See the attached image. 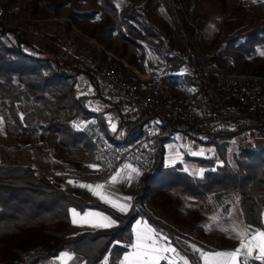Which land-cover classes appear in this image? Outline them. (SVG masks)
I'll return each instance as SVG.
<instances>
[{"label": "trees", "instance_id": "obj_1", "mask_svg": "<svg viewBox=\"0 0 264 264\" xmlns=\"http://www.w3.org/2000/svg\"><path fill=\"white\" fill-rule=\"evenodd\" d=\"M17 1L5 2L4 18L16 9ZM153 1L131 0L129 4L134 2L131 8H128L129 4L119 8L114 0H98L104 17L97 22L101 27L100 31H89L90 37L101 42L110 37L114 27L118 26L121 38L139 48H142L141 44L123 30L137 31L161 41L160 33L150 25L146 9ZM159 1L178 38L186 46L176 49L167 37L168 47L163 50L155 49L169 65L164 76L172 86H179L181 90L187 88L198 116L212 124L208 129L182 122L172 124L165 136L156 139L159 146L156 164L152 171L144 175L142 181L146 182L148 177L154 175V171L162 167L164 143L171 140L172 135L178 133L202 144H213L214 156L187 157L203 169L200 176L193 177L185 171H179L180 165L176 167L169 183L174 196H186L202 202L211 200L213 205H220L222 208H227L237 200L243 222L261 229L264 210L263 117L247 115L241 120L235 116L239 111V104L231 91L221 87L218 74L202 73L203 66L198 56L191 53L190 42L195 26L188 21V11L193 0ZM214 1L219 5L225 24L230 23L245 9L240 3H236L228 10L227 0ZM70 2L71 0H30V16L56 18ZM259 7L263 13L260 24L232 32L224 38L218 32L212 37V43L222 45L225 53L235 54L230 57L234 67L239 66L258 47L264 46V0ZM97 12L73 9L68 13V19L79 22L92 20ZM183 65L188 67L185 74H173ZM255 74L261 75L260 72ZM80 75H84L95 86L97 81L92 74L78 69L73 63L67 65L60 62L56 54H43L42 49L27 43L17 28L1 25L0 98L10 99L15 103L7 109L9 116L6 123L12 136L26 134L31 142H35L39 132L43 135L57 134L56 147L64 151L79 146L84 141L93 145L85 134L72 127L70 118L74 115L83 120L95 117V125L115 143L134 140L141 135L146 124L156 119L154 111L138 105L131 104L120 111L103 94L101 98L106 100L107 110H91L88 106L90 97L77 89ZM179 78L182 79L180 83L177 82ZM225 91L230 95L226 96ZM228 108H233L234 113L227 116L224 110ZM20 110L22 115L19 114ZM105 112L116 119L115 131L109 127ZM240 133L246 134L244 144L238 145L228 154V138ZM249 133H253L254 141L261 139V145L249 144ZM140 191L141 185L138 194ZM138 194L134 198L135 202L143 197ZM71 207L80 210H105L115 219L116 226L68 235L66 226L70 222ZM138 217H145L157 231L164 234L173 246L181 250L188 264H203L201 253L210 251L207 245L192 240L174 226L159 221L145 211H137L135 205L123 214L96 202H83L77 196L55 186L48 177L38 174L29 165L12 161L0 162V264H51V260L65 249L80 256L79 264H105V257L107 264H117L120 256L130 248L132 224ZM177 238L190 240L205 251L185 250L178 245ZM249 263L261 264L255 260Z\"/></svg>", "mask_w": 264, "mask_h": 264}, {"label": "rangeland", "instance_id": "obj_2", "mask_svg": "<svg viewBox=\"0 0 264 264\" xmlns=\"http://www.w3.org/2000/svg\"><path fill=\"white\" fill-rule=\"evenodd\" d=\"M114 1L117 6L121 8V6L129 4L131 0ZM133 3L134 2L129 4L128 8H131ZM216 5L218 6V4ZM227 7L229 10L231 5L228 4ZM73 9L83 11L97 10L98 12L96 13L94 19L82 20L79 22L68 19V13ZM146 9L149 15L150 25L154 30L160 33L161 41L147 34H139V32L137 31L133 32V30H123L125 34H128L129 37L133 38L137 43L141 44L142 48L137 47L133 43H128V41L121 38V32L118 26L114 27V32L110 37H107L101 42L90 37V34L88 33L89 31L96 33L100 31L101 27L97 22L100 18L104 17L103 9L100 7L98 0H71L69 6L63 9L58 17L47 19H43L41 17L32 18L29 11L30 0H18L16 3V9L12 11L8 17L5 18V25L11 28H17L23 35V39L27 43L35 47L37 46L35 45L36 42H41V44L44 45L45 49H42L44 50L42 51L43 54H48L51 56L56 54L60 62H65V64L67 65H70V63L76 65V57H78L84 49H89L95 60H98L100 62H117V64H119L126 72H131L127 64L128 62L135 63L136 65H143L150 71L159 72L156 75H164L168 72L169 65L168 63L163 61L162 57L156 53L155 49L161 48L163 50L165 47H168L166 46L167 37L173 44V47L176 49L185 48L186 46L175 33L173 24L159 0H154L148 5ZM262 16L263 13L259 6L252 8L245 7V9L240 11V13L237 14L230 23L225 24L223 21L222 13H219L213 16L214 24L213 28H211L212 30L208 29V31H202V29H196L195 27L194 36L192 41L190 42L192 45L191 53L195 56H198V59L203 66L202 73H204V71H207L208 73L216 72L219 75L223 73V71H228L234 74L248 75L260 72L261 75H264V46L258 47L254 53L242 60L239 66L234 67L233 61L230 59V57L235 56V54L233 52L225 53L223 51L222 45L218 46V44H213V41H211L212 37L217 34V32L219 33V36L221 38H224L232 32L244 30L252 26L253 24H260ZM58 18H63L64 20L59 21L57 20ZM61 23H65L67 25V31L68 34L71 35L72 40H70L71 42L68 44L58 42L59 46H56L57 39L55 38H57V35H52L50 31L54 29L56 31V34L60 33L61 35L65 36L67 32L63 30L64 26L62 27V30H59L60 28H58L59 26L57 25H61ZM51 25H53L54 28H52ZM43 30L45 31V33L41 32ZM69 44H71V46L79 45L76 48L77 51H73L75 46L73 48L71 47V49ZM183 67L188 70L187 65H183L179 69ZM207 72L204 74H208ZM173 74L182 76L183 74H185V72L180 74L177 70H175ZM77 80L78 91L80 93H85L90 97V102L88 103L89 108L91 107L90 105L93 106L94 102L95 104L97 101L100 104L103 103L104 100L101 98L102 89L99 81L95 79L97 82L94 86V84H91L88 80H86L84 75H80ZM177 82H182V79L179 78ZM172 88L173 91L184 96H191L190 92L186 90L187 88L183 90H181L179 86H172ZM225 94L226 96L230 95L228 91H225ZM92 100L93 102H91ZM228 109L224 110L227 116L234 113L233 108L229 110ZM8 116L9 115L7 113V110L0 111V126L2 125V123L8 122ZM73 117H76L78 119L80 118L78 115H74ZM73 117L70 118V121ZM262 120L264 122V118ZM211 124L212 122L209 123L207 128L203 129H208ZM1 132L3 133L4 129L2 131L0 129V135H2ZM253 137V133H249L247 135V139L249 138V144L256 143L258 145H261L263 141L259 139L256 142L253 140ZM3 138H7V140L11 143L10 137L5 135V132ZM245 140L246 134L242 133L233 137H229L227 140L229 143L226 149L227 153L229 154L231 151H234L238 145L244 144ZM35 143H37V140L35 142L30 141V149H28L29 153H31L32 150L36 149L37 146L34 145ZM0 146L7 147V145L4 144L1 139ZM201 150L203 151L202 155L193 154L199 153L201 152ZM4 153L5 148L1 149L0 147V154L2 155V157ZM214 155L215 146L213 144H202L196 140L190 139L185 135L176 134L175 137L164 143L162 167H160L158 171H154V175H152L150 178L148 177L146 182L142 181L143 178L141 179L139 188L141 185L142 191H140V193L138 194V188L136 195H143V197H141L140 201L136 200V202L134 200V197L132 203L130 204V207L132 205H135L137 211H145L159 221L170 224L174 227H176V225L172 222L171 217L176 218L177 216L182 214L181 216L182 218L184 217V222L181 227L177 229L180 230L183 234L190 237L192 240H198L201 243L207 245L210 248V251H207L205 253L232 251L235 248L239 247L241 240L247 242V240L251 238V234L256 230H264V210L262 213L263 227L261 229H255L243 222L237 200H234V202L230 203L227 208H222L220 205H213L211 200L202 202L186 196L175 197V194L173 192L174 190H172L173 188L169 185L171 181V174L176 172L175 169L178 165H180V167L182 166L188 172H192L193 169H199V172L201 174L202 168L188 159V156L211 157ZM31 164L32 167L37 168L36 165H34L33 163ZM126 166L128 165H121L108 176L102 173L101 178L96 176V178L98 179L86 178L85 176L82 178L86 185H104V193L108 197H110L112 200L123 203L126 201V196L120 189V187H122L123 185V176L119 175L117 182L115 183H110V181L113 176L119 173L117 172L119 171V169L123 170V167L126 168ZM123 171L125 172L126 170ZM56 172H58V175H61L63 177L66 176V174H68V176L71 175L72 177L78 176V173H66V171L63 170H58ZM70 181L72 180L63 178L61 189L67 193L73 194L72 189L70 188L72 187ZM75 196L80 198L83 202H96L103 206H108L106 202L101 200L97 195H94L93 192L90 191L87 187L83 188L82 193ZM177 198H181L178 203L175 202ZM181 204L184 207L185 211L176 207ZM73 209H75L76 212L80 213L81 215H83V213L85 212H99L115 220L109 214V212L99 208H85L83 210H80L78 208L71 207L69 210L70 222L67 225L68 227L66 226V228H68V235L74 236L82 231H94L96 229H99L88 224H74L72 222ZM116 211L119 212L118 210ZM176 212L179 215L176 216ZM138 222H140L142 225H146L154 229L157 233H159L160 236L166 237L164 234L157 231L145 217H138L132 224L133 238L131 244L135 240L134 229L136 228ZM197 226L200 229L196 228ZM240 233H243V235H238ZM167 241L170 242L168 238ZM177 243L181 248L188 251H205L190 240L177 238ZM176 250L179 253V256H182L186 259V257L181 253V250L177 248ZM131 251L132 249L130 247L129 250H127L120 256L117 264H121L123 257ZM61 253H68L70 256H72V259L68 261L67 264H79L81 261L79 255L65 249L51 260V264H61V262L57 259ZM161 264H168V262L162 260ZM176 264H183V261L180 260L179 257H177Z\"/></svg>", "mask_w": 264, "mask_h": 264}, {"label": "built area", "instance_id": "obj_3", "mask_svg": "<svg viewBox=\"0 0 264 264\" xmlns=\"http://www.w3.org/2000/svg\"><path fill=\"white\" fill-rule=\"evenodd\" d=\"M6 1L0 0V25L6 24L3 16ZM76 63L78 69L92 74L99 81L106 100L120 111L133 104L157 114V119L146 124L139 137L119 143L112 142L92 120L71 119L73 128L85 134L95 146L105 175H110L121 165H130L141 175H146L156 164L159 152L156 139L165 136L172 124L182 122L206 128L210 123L198 116L189 97L173 91L164 75L126 72L117 62L95 60L89 49H84L76 57ZM218 76L221 87L231 91L239 104L235 116L241 120L247 115L264 118V75L223 71ZM13 105L12 100L0 98V111Z\"/></svg>", "mask_w": 264, "mask_h": 264}, {"label": "crops", "instance_id": "obj_4", "mask_svg": "<svg viewBox=\"0 0 264 264\" xmlns=\"http://www.w3.org/2000/svg\"><path fill=\"white\" fill-rule=\"evenodd\" d=\"M262 1L263 0H227L228 4L230 5H235L236 3H240L242 6L246 8H252V7L259 6V4ZM216 4L218 3L215 2L214 0H193L192 5L188 11V21L191 22L196 27V29L200 28L202 29V31H208V29L213 28V24H214L213 16L221 13L220 8L218 7L219 5L217 6ZM57 20L62 21L64 19L58 18ZM62 24L63 23H61V25L60 24H57V25L59 26L58 28H60L59 30H62V27L64 26L63 30L67 32L65 36L61 35L60 33L56 34V31L54 29L50 31L52 35L54 36L57 35V38H55L57 39L56 46H59L58 42L63 43V44H68L71 42L70 40H72L71 35L68 34L67 25L65 23H64L65 25L64 24L62 25ZM51 26L52 28H54L53 25ZM41 32L45 33L44 30ZM35 45H37L36 47L40 49H44V45H42L41 42H36ZM69 46L70 48L71 47L73 48L75 45L71 46V44H69ZM77 46L79 45H76L73 51H77L76 50ZM127 64L131 72L137 71L141 74H148L151 76L159 73L156 71H150L149 69H147V67L143 65H136L135 63H128V62ZM186 71L187 70L185 67L178 69V72L180 74L183 72L186 73ZM206 72L207 71H204V73ZM91 102H93V100ZM90 106H91L90 109L92 110L103 111V110H107L108 104L106 103V100H104L102 104H100L97 101L96 104L94 102L93 106L92 105ZM19 114L22 115L21 110L19 111ZM105 118L111 129H112L113 124H115L116 126V119L112 117V115L109 112L108 113L105 112ZM155 118L157 119V114ZM85 120H92L94 123H96L95 117H91ZM0 129L1 131L4 129L5 135L9 136L11 139V143H10L7 140V138H3L4 132L3 133L1 132L2 135H0V139L4 144L7 145V147L1 146L2 148H5V153L3 157L0 154V162L8 163L12 161L15 163L29 165V166H31L32 165L31 163H33L34 165H36L37 168H34L32 166L31 167L38 174L48 177L51 180V182L59 188H61L62 186L63 178H67V180H72L73 182L71 181L70 183L72 184V187H70L71 185L69 187L72 189V193L75 195L82 193L83 188H85L81 186V185H86L82 177L85 176L86 178L98 179L96 178V176H98L99 178H101V174L103 173V171L100 167L98 153L94 145L89 144V141H86V142L84 141L82 144L74 148L60 151L56 147V141L58 138L57 134L48 133L46 135H43L41 132H39L37 133L36 138H35V141L37 140V144L39 146L36 145L37 146L36 149L32 150L31 153H29L28 149H30V138L26 134L24 135L19 134V135H16L15 137L11 136L6 122L2 123V125L0 126ZM176 134L172 135L171 139L175 137ZM17 136H20V138H16ZM131 168H134V167H131ZM131 168L123 167V170H126L125 172L122 169L121 170L119 169V171H117L124 178L122 181L123 185L122 187H120V189L124 192V195L126 196V198H130V200L126 199V201L123 202L125 204H128L129 207L133 201V198L135 197L137 193L141 179L144 178V176L141 175L138 172V170H137L138 174L131 172ZM58 170L66 171V173H78V176L72 177L71 175L68 176V174H66V176L63 177L57 174L58 172L56 171ZM179 171H185L193 177H198L201 175L199 172V169L197 170L193 169L192 172H188L181 166ZM180 199L181 198H177L175 202L178 203ZM107 205L109 207L114 208L109 203H107ZM186 206H189V205H186ZM176 207L185 211L182 204ZM115 209L118 210L117 208ZM175 215L177 216L179 214L176 212ZM181 215L177 216L176 218L171 217L172 222L175 223L176 225L175 227L176 229L180 228L184 222V217L182 218ZM67 229L68 228H66V231Z\"/></svg>", "mask_w": 264, "mask_h": 264}, {"label": "snow or ice", "instance_id": "obj_5", "mask_svg": "<svg viewBox=\"0 0 264 264\" xmlns=\"http://www.w3.org/2000/svg\"><path fill=\"white\" fill-rule=\"evenodd\" d=\"M115 127V124H113V131H115ZM193 154L202 155L203 151L201 150V152ZM126 167L131 168L130 165ZM131 172L138 174L135 168H131ZM119 175L117 173L113 176L110 183L117 182ZM81 186L87 187L94 195H97L104 202L111 204L120 212H126L129 208L128 204L120 203L108 197L104 193V185L102 184ZM72 216L74 224H88L95 228H111L116 226L117 223L111 217L99 212H85L81 215L73 209ZM134 233L135 240L130 246L132 251L123 257L121 264H161L162 260L167 261L168 264H176L177 257L183 261V264H188V261L184 257L179 256L176 248L167 241V238L160 236L154 229L138 222ZM238 235H243V233ZM57 259L61 264H67L72 259V256L68 253H61ZM201 259L203 264H249L252 260L260 261L261 264H264V230H256L251 234V238L247 242L241 240L239 247L232 251L201 253ZM105 264H107V257H105Z\"/></svg>", "mask_w": 264, "mask_h": 264}]
</instances>
